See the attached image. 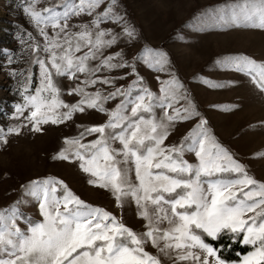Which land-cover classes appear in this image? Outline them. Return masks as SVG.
Instances as JSON below:
<instances>
[{
    "label": "snow or ice",
    "instance_id": "6c2138e0",
    "mask_svg": "<svg viewBox=\"0 0 264 264\" xmlns=\"http://www.w3.org/2000/svg\"><path fill=\"white\" fill-rule=\"evenodd\" d=\"M17 8L31 30L18 27L19 52L3 49L20 100L0 124V144L74 126L50 158L75 164L113 206L82 199L57 175L28 179L0 207V264H264V178L220 141L169 53L139 44L120 0H17ZM196 23L264 30V0H228ZM14 58L24 67H13ZM211 66L227 78H191L224 89L241 74L264 94V59L229 52ZM90 110L105 118L78 123ZM251 155L264 159V150ZM229 242L249 250L228 259Z\"/></svg>",
    "mask_w": 264,
    "mask_h": 264
},
{
    "label": "rangeland",
    "instance_id": "374dc122",
    "mask_svg": "<svg viewBox=\"0 0 264 264\" xmlns=\"http://www.w3.org/2000/svg\"><path fill=\"white\" fill-rule=\"evenodd\" d=\"M227 2L120 0L123 14L140 34L139 44L147 43L169 53L178 75L191 89L220 141L230 146L242 162L249 165L251 174L256 178H264V159L251 155L264 150V127L260 124L264 120V94L241 74H230L240 83L224 89H210L201 84L199 79L191 78L193 74L209 75L210 79L227 78L211 66L218 55L225 53L243 52L257 60L264 59V30L220 29L211 24L196 23L201 13ZM19 26L31 30L27 18L17 8V0H0V124L10 122L13 105L20 100L16 80L7 74L3 55V49L20 51L16 39ZM12 66L24 67L23 59L17 61L14 58ZM141 74L156 90L157 82L152 78L151 70L142 67ZM62 83L67 85L68 82L64 80ZM210 103L235 104L238 107L230 111L209 110L207 105ZM104 118L103 114L94 110L75 117L78 123L96 122ZM72 134H75L74 126H49L43 134L24 131L13 135L7 145L0 144V207L17 198L20 184L49 174L65 179L82 199L102 206H113L110 193L88 185L75 164L50 158L62 136ZM25 210L35 214L34 206H25ZM133 211L134 206L126 209L124 214L130 225L135 223Z\"/></svg>",
    "mask_w": 264,
    "mask_h": 264
},
{
    "label": "trees",
    "instance_id": "16d2710c",
    "mask_svg": "<svg viewBox=\"0 0 264 264\" xmlns=\"http://www.w3.org/2000/svg\"><path fill=\"white\" fill-rule=\"evenodd\" d=\"M219 246V245H217ZM249 248H247L244 245L237 244L234 242H229L227 246L224 249V255L228 259H237L239 255H242L244 252L248 251Z\"/></svg>",
    "mask_w": 264,
    "mask_h": 264
}]
</instances>
